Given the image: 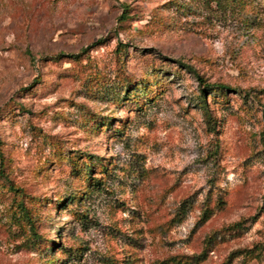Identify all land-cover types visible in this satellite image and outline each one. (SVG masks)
I'll return each instance as SVG.
<instances>
[{"label": "rangeland", "instance_id": "374dc122", "mask_svg": "<svg viewBox=\"0 0 264 264\" xmlns=\"http://www.w3.org/2000/svg\"><path fill=\"white\" fill-rule=\"evenodd\" d=\"M244 1L0 0V264H264V0ZM85 154L101 187L63 205Z\"/></svg>", "mask_w": 264, "mask_h": 264}, {"label": "trees", "instance_id": "16d2710c", "mask_svg": "<svg viewBox=\"0 0 264 264\" xmlns=\"http://www.w3.org/2000/svg\"><path fill=\"white\" fill-rule=\"evenodd\" d=\"M228 0H204L205 3L209 4L210 2H214V4L218 5L220 3H224ZM229 1H233V0H229ZM240 4H244V0H237ZM120 19H124V16L121 15ZM187 69L192 72V74L194 75L195 79L198 81V84L201 85L202 89L206 88H211V87H216L218 89H230L229 86L224 85V84H208L206 82H204V80L202 79L201 76H199V74H197L190 66L187 65ZM200 103L205 105V99L203 98V95L200 98ZM84 155V154H83ZM78 155H76V158H72V169L76 170V175H81V173L83 175H81L82 177H84L85 182H84V189L82 191H80L77 194H72V195H68L66 197H64V200H62V204L64 205V203L66 201L72 200V201H78L79 199H83L82 195L86 194L88 190L92 191V190H98L101 187V183H102V179L104 178V176L106 175L107 171H106V167H105V162H103L104 160L100 159V157H98L97 155H93L91 156L92 158H89L90 155L89 154H85V156H82L80 158V162H74L73 160H77L78 159ZM92 159L91 164H89L90 160ZM78 161V160H77ZM95 165V166H93ZM97 167V170H96ZM92 170V171H91ZM92 173H98L99 176H94ZM61 204V205H62ZM17 212L26 219L27 224H28V230L30 231V235L29 237V241H30V236H34L36 234L35 232V227L33 224V220H32V216L30 215L29 211L27 208H25L23 205L21 206H17L16 207ZM264 247V246H263ZM48 248H44V251H46ZM264 249V248H263ZM62 255L66 256L67 260L69 258H71V256H75L76 255V251L75 248H68L67 250H62L61 252ZM52 259V258H51ZM135 260V259H133ZM199 260H201V256L200 255H191V256H171L169 258H166L164 260L159 261L157 264H196ZM51 260L47 259L46 262H44V264H50ZM61 264L64 263V260L60 261Z\"/></svg>", "mask_w": 264, "mask_h": 264}]
</instances>
